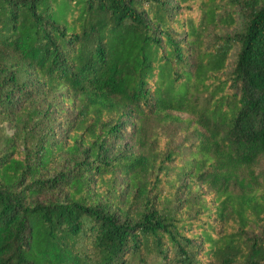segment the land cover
Listing matches in <instances>:
<instances>
[{
  "label": "trees",
  "instance_id": "trees-1",
  "mask_svg": "<svg viewBox=\"0 0 264 264\" xmlns=\"http://www.w3.org/2000/svg\"><path fill=\"white\" fill-rule=\"evenodd\" d=\"M0 122V264H264V0H0Z\"/></svg>",
  "mask_w": 264,
  "mask_h": 264
},
{
  "label": "rangeland",
  "instance_id": "rangeland-1",
  "mask_svg": "<svg viewBox=\"0 0 264 264\" xmlns=\"http://www.w3.org/2000/svg\"><path fill=\"white\" fill-rule=\"evenodd\" d=\"M223 31L222 29L220 28H210L206 34V39H205V42H206V45H210V43L214 40V38L221 34ZM5 125L7 128L5 130L7 131H10V132H13L9 127L8 125L6 124V122H0V127ZM1 130H4L2 127H1ZM134 264H137V262H134Z\"/></svg>",
  "mask_w": 264,
  "mask_h": 264
}]
</instances>
